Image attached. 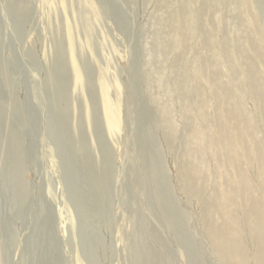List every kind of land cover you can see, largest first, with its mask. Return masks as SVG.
Listing matches in <instances>:
<instances>
[{"label": "rangeland", "instance_id": "rangeland-1", "mask_svg": "<svg viewBox=\"0 0 264 264\" xmlns=\"http://www.w3.org/2000/svg\"><path fill=\"white\" fill-rule=\"evenodd\" d=\"M236 1L241 0H213L204 11L203 0H171L170 6L156 0H0V264H135L132 249L141 221L148 227V250L162 256L163 264H218L204 238L200 205L183 194L178 176L181 162L198 153L188 137L189 129L198 124L197 106H205L210 121L214 116L199 61L213 52L220 54L218 45L224 40L229 43L227 63L218 57L208 71L217 73L254 120V136L264 151V123L247 93L240 57L241 52L257 61L248 44L254 41L264 53V39L252 31V16ZM181 5L196 18L182 57L177 47L161 46L169 33L164 17L176 14ZM25 9L29 17L20 19ZM260 20L264 26V16ZM201 32L215 39V51L203 47ZM177 68L184 86L178 94L171 91ZM56 69L65 73L66 103L55 100L57 88H62L52 82ZM230 70H235V80ZM103 88L113 108V125L105 111ZM65 107L68 126H62L63 136H58L56 112ZM162 107L170 109L178 132L173 152L167 150L157 124ZM208 123L199 125L205 131ZM67 131L84 155L76 152L80 158H73L75 167L67 162ZM17 144L23 175L18 181L8 160L16 159ZM207 147L204 144L206 168L214 173ZM90 159L97 175L105 160L113 168L111 195L106 193L111 204L105 201L108 221L90 191ZM156 199L167 207L158 208ZM186 217L188 224L182 226L179 221ZM261 222L264 227V210Z\"/></svg>", "mask_w": 264, "mask_h": 264}, {"label": "bare ground", "instance_id": "bare-ground-1", "mask_svg": "<svg viewBox=\"0 0 264 264\" xmlns=\"http://www.w3.org/2000/svg\"><path fill=\"white\" fill-rule=\"evenodd\" d=\"M156 1L160 5H169V3H171V0ZM221 1H223L224 3L228 0ZM212 2L213 0H203L202 10L205 11L207 9H210ZM236 4L242 7L244 11L248 12V15L250 14L252 16V31H254L257 36L264 39V26H262L259 22L261 21L260 18L264 16L263 2L261 0H241L236 1ZM185 5H181L180 9H177L178 11L176 14L172 13L171 15H167L164 17V22L166 28L169 29V33H167V40L164 41L161 45L163 50H169L171 48L177 47L181 51L180 56L182 55V52L185 49L190 36L193 35V30H190V27L193 26V22L194 20H196V18L188 13V7ZM28 17V10H23L20 19L25 20ZM200 17H202V15L199 16V18ZM199 18L197 17V19ZM201 33L203 34H201L203 47L209 49L216 48V41H214L215 39H213V37H210L209 34H205L203 32ZM155 36H157L156 38H158V35ZM174 36L178 37L177 40ZM158 39H160V37ZM218 47L220 48V54L213 52V55L203 57L199 61L203 69V78L205 80L208 93L213 99L212 107H214V116L210 121L206 113L204 112L205 106H197L196 120L198 124L192 126L189 129L188 137L189 140L197 145L198 153H196L194 156H189L188 159H185L181 162L180 174L178 176V185L180 190L188 200L194 201V203H199V218L202 223L204 238L210 244V251L218 264H264V227L262 226L261 222V212L264 210V151L261 148L262 146H260L259 139L254 136L253 131L256 127V123L254 122V120L249 119L242 104L238 103L235 98L231 96V92L228 90V88L223 86L219 82L217 73L208 71V68L216 64V60H218V57H222V63H227L229 57L228 41L224 40L220 42ZM248 47L253 52L257 61L253 60L247 54V56L242 55L240 52L242 61L241 65L243 69V80L245 86H247L249 90L247 91L248 95L252 97L256 104L259 118L264 123V53L263 49L254 41H251L248 44ZM196 57H198V55ZM59 61L60 62H58L57 64L62 68L63 66L61 64V58L59 59ZM56 71L57 73L52 76V82L61 85L62 88H57L58 91L55 100L57 102L61 100L63 103H66V99L68 96L67 88H64L66 85V80L64 77L65 73H62L63 71L59 72V70L57 69ZM179 71L180 68H177L175 70L174 83L171 86V91L177 94L181 93L182 88L184 87L183 83L179 80V77H177ZM234 72L235 70L229 71V76L232 80L236 79ZM58 73L60 74L58 75ZM237 87H241L240 82L237 84ZM104 88H106V86H104ZM104 88L103 91L105 95ZM200 93L202 95V91ZM180 97L182 96L180 95ZM56 101H54V103ZM57 102L55 103L56 110ZM200 102L202 103V101H199V103ZM158 108H160L159 105L157 107V110ZM105 111L109 124L113 125L114 123H116L113 114V108L112 106H110V103L107 99L105 100ZM56 113L58 114V120L55 124V132L58 134V136H60V134H62L63 136L62 126L66 125V128L68 126V115L66 113V107L65 109H62V113ZM200 123H208V128L204 131V128L199 125ZM157 124L160 125L165 135L167 150L169 152H173L178 132L176 127L170 120L169 108L162 107ZM64 136L66 138L64 142H66L68 146V149L66 150L67 162L69 160V162H71L70 166L75 167L73 163L74 159L80 158V154L81 156H84L78 146L80 145V143L79 141L75 140L70 131H67V135ZM80 137V141L84 140L83 136ZM206 142L208 143L207 152L211 154L212 160L214 161V169H212L214 170V173L210 172V168H206V165L209 163L206 158L207 153L203 148L204 144H207ZM15 148L16 159L14 160L12 157H10L8 160L11 164L14 165L15 170H17L18 172L15 176L16 181H18L21 180L23 176L20 169L22 166L20 167L17 162L18 158H20L21 147L19 144H17ZM76 152H79L80 154H76ZM95 160L96 159L94 158V162L97 164ZM85 162L86 160H84V164H86ZM89 162L90 164L88 165V167L90 166V168L87 169L89 172V176H94L93 182H91V186L93 188L90 191H93V193L95 192L94 200L97 202L98 209L104 212V215H102L105 217V219L107 217L110 218L108 205L111 204V200L107 199L108 197L106 196V193L108 192L109 195H111L110 189L113 179V168L110 165L109 160H105L106 163L103 164L104 166L102 168L101 166H99L101 169H99V175H97L95 171V168L97 166L95 168H92V163L94 162L92 161V159H90ZM98 163L100 164V162ZM67 166L69 167L68 164ZM71 167L69 168L70 173L72 171ZM248 168L251 171V174H249ZM72 175L73 176L70 177V182H72L73 179H76L74 177V172H72ZM89 176L86 174V177ZM84 180H86V178ZM74 181L76 182V180ZM72 184V187L74 189V183L72 182ZM90 191L88 190L87 192L90 193ZM157 195L160 196L159 191L157 192ZM20 197L22 198V195H20ZM105 201L108 205L105 203ZM157 201L158 208L167 207L166 203H164L162 200L159 199ZM87 215L89 219H92V211L88 212ZM108 218L106 219L107 221L109 220ZM93 220L96 221L95 218ZM187 221L188 218L186 217L181 219L179 223L183 226V223L188 224ZM93 223L95 224L96 222ZM89 224L91 225V222H89ZM182 226L180 227L182 228ZM147 230L148 227L146 223H144L143 221L138 223L136 229L135 246L132 249V251L137 256L135 264H163V257L157 254H153L147 248ZM182 238L183 242H185L184 235L182 236ZM183 242L180 243L182 244ZM193 242L191 240L190 244ZM194 244L197 245L199 243L195 242ZM195 245L193 246L195 247ZM197 250H199V248Z\"/></svg>", "mask_w": 264, "mask_h": 264}]
</instances>
